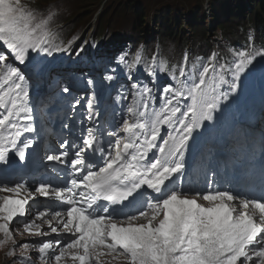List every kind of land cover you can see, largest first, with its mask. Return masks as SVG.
Wrapping results in <instances>:
<instances>
[{
  "label": "snow or ice",
  "instance_id": "snow-or-ice-1",
  "mask_svg": "<svg viewBox=\"0 0 264 264\" xmlns=\"http://www.w3.org/2000/svg\"><path fill=\"white\" fill-rule=\"evenodd\" d=\"M45 24L46 21H37L35 12L23 0H0V41L22 63L30 49L49 51L43 47L50 36ZM257 56H264V51L236 52L233 75L237 80ZM5 59L0 54V61ZM139 59L137 55V61ZM186 61L187 57L185 64L177 69L178 76L185 79L180 80L173 74L181 87L164 89L172 96L158 111L149 112L146 102L140 107H128L127 111L134 119L122 121L127 135L108 146L112 150H107V159L102 167L96 169L92 163L98 151H106L99 144L101 133L93 127H86L78 137L79 145L75 140L69 142L65 139L59 146L63 151L46 156L49 161L70 164L75 172L81 174L79 179L70 180L71 187L52 188L49 183H40L35 193L20 198L21 191H27L24 184L0 186V192L12 194L0 196V233L5 237L0 244L13 239L10 224L14 220L23 223L30 235H45L35 221L24 222L29 199L40 195L66 205L65 213L57 211L54 218H59L62 230L69 236L63 246L60 240L55 244L50 241L40 244L38 251L43 264H48L46 257L52 255L50 250L54 248L55 264H67L68 259L71 264H111L112 260L122 264H264V194L249 199L234 195L231 189L203 193L197 190L189 197L179 191V184L174 182L175 174L185 168L184 150L192 132L204 121L213 119L220 99L211 95L219 86L217 81L213 80L212 85L206 86L210 67H203L195 79L188 81ZM160 70L166 71V68L161 67ZM13 77L24 80L18 69L10 68L0 81V108L7 113L0 119V162L5 164L9 152L14 151L20 160H24L30 147L26 140L19 146L22 132L20 126L11 120L12 116H19L22 112L25 120L32 119L23 107L28 92ZM220 82H223V77ZM236 87L233 83L231 90L235 91ZM185 88L190 103L182 111L174 101L185 97ZM63 91L68 93L69 88L65 87ZM151 91L144 87L140 95L150 96ZM79 102L76 101L77 104ZM87 108L86 120L93 121L98 114L92 112L91 100ZM164 125L177 135L169 134V138L157 144ZM153 149H158L159 155L149 159L148 153ZM145 189L152 190L151 198ZM200 197L206 204L198 202ZM126 207L135 208L136 213L125 212ZM45 215V212L38 213L41 218ZM115 216H123L124 219L118 222ZM141 219L145 222H139ZM46 222L51 232L58 231L57 227H51L52 220ZM22 248L24 252L21 255H24L29 245L23 244ZM15 254L14 250L9 253Z\"/></svg>",
  "mask_w": 264,
  "mask_h": 264
},
{
  "label": "rangeland",
  "instance_id": "rangeland-1",
  "mask_svg": "<svg viewBox=\"0 0 264 264\" xmlns=\"http://www.w3.org/2000/svg\"><path fill=\"white\" fill-rule=\"evenodd\" d=\"M226 1L231 2V0ZM136 3H139L144 10L145 16L142 22H138L137 20L138 18L134 7ZM25 4L31 7L37 18L60 16L59 22H61L62 25L59 28L63 29L65 32L81 34V40L89 38L90 33L95 35L100 33L103 37L113 33L127 34L128 37L132 38L142 37L144 38L143 41H155L157 36H164L163 40L165 44L176 47L180 45L179 41L183 38H185L188 43L181 44L190 45L196 40H204L210 43L215 39L217 34L221 38L218 39L219 43L223 42L225 40V34L222 33V29L217 28L218 25L214 23L213 16L215 14L226 13L227 16L224 15V17L230 20V15H232L229 10L225 11L227 3L223 0H34ZM170 9H173L175 14L174 25H171V28L178 30V33H180L177 37L167 35V30L165 29V13ZM50 11L52 12L48 14ZM193 15H195L197 24H201V27L193 29L196 24V21H190V19H193ZM210 18L213 20L208 22ZM244 23H247V19L244 21L233 19L227 21L226 26L236 27ZM181 27L182 29L179 30ZM100 29L102 31H100ZM202 31L204 32L203 38L199 39L198 36ZM119 38L122 39L124 37L121 36ZM11 57V60L8 59L2 64L6 75L10 68L18 69L21 75L29 72L30 68H33V57L29 58L31 63L28 65L19 64V62L14 61L13 56ZM89 68V64H83L82 68L79 70L87 75V70H89ZM54 74H56L55 69L49 65L46 71L38 74L36 83L40 82L41 79H46L48 81V87L50 85L55 88L51 80ZM58 76H60L59 80H66L65 76L61 74ZM245 79L246 78H243L242 80L245 81ZM2 80L0 76V81ZM13 80L19 82L16 77H13ZM36 83H34L32 87L22 86V88L28 92L27 98L23 101L24 103H36L41 99L40 96L46 92L47 88L43 90V87L38 86ZM86 92L90 94L91 89L88 88ZM113 92L123 94V112L127 118H132L127 109L128 107H138L135 104L137 90L134 83H132L131 80L121 84L118 83ZM21 98L23 99L22 92ZM89 100H93L92 94L86 98L85 103L87 104ZM105 101L112 105L109 96ZM115 102H120L119 96H115ZM177 102L179 106H182L184 103L180 98ZM140 110L142 111L143 108H140ZM154 110L158 111L159 108L152 107L150 112ZM24 222L27 221L24 220ZM10 228L15 229L14 231L20 234L15 236L14 239L0 244V264H20L17 258L23 256L21 255L22 252H24L22 248L23 244L29 245L24 255L32 257L38 264H43L40 258L41 254L38 251L40 244L46 241L55 244L58 240V238L49 233V231H43L45 235H30L23 227V223H16L15 220L10 224ZM12 249L16 253L15 256L9 255ZM50 251L52 255H49L46 259L48 264H55L53 255L56 254V248Z\"/></svg>",
  "mask_w": 264,
  "mask_h": 264
},
{
  "label": "trees",
  "instance_id": "trees-1",
  "mask_svg": "<svg viewBox=\"0 0 264 264\" xmlns=\"http://www.w3.org/2000/svg\"><path fill=\"white\" fill-rule=\"evenodd\" d=\"M174 1V0H173ZM227 3L226 8L232 13L230 15V19L240 17L241 19L249 18L251 19V22L248 26H251L253 28L254 36H255V42H256V48L259 44L261 46L264 44V0H231V2H227L226 0H223ZM136 6V14L137 16H140L142 12V8L140 7L139 3L134 4ZM232 5V7H231ZM232 9V10H231ZM144 19H139L140 21H143ZM220 16H215V21L220 24L218 28L220 27L222 30H225V22H220ZM241 28H243V31L245 34H247L248 27L247 23L244 24L243 27H235L231 28L229 27L226 31L227 35L231 36L232 34H240ZM246 28V29H245ZM116 33L115 35H117Z\"/></svg>",
  "mask_w": 264,
  "mask_h": 264
},
{
  "label": "bare ground",
  "instance_id": "bare-ground-1",
  "mask_svg": "<svg viewBox=\"0 0 264 264\" xmlns=\"http://www.w3.org/2000/svg\"><path fill=\"white\" fill-rule=\"evenodd\" d=\"M32 113L33 114H36L37 113V111H35V109L34 110H32ZM25 115V114H24ZM34 117V116H33ZM234 185H231V187H233ZM67 264H71V260H68L67 261Z\"/></svg>",
  "mask_w": 264,
  "mask_h": 264
}]
</instances>
